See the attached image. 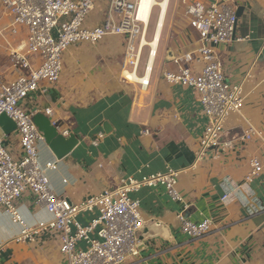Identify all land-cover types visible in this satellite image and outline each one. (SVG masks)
I'll list each match as a JSON object with an SVG mask.
<instances>
[{
    "label": "crops",
    "instance_id": "crops-1",
    "mask_svg": "<svg viewBox=\"0 0 264 264\" xmlns=\"http://www.w3.org/2000/svg\"><path fill=\"white\" fill-rule=\"evenodd\" d=\"M191 1L207 5L228 2L240 13L236 36L244 40L217 46L226 81L242 84L245 95L242 111L231 115L225 124V139L233 142L227 151H211L197 161L199 141L208 121L199 95L191 87L169 84L164 77L166 71L176 68L167 59L169 51L175 58L200 46L199 34L190 25L175 46L171 47L169 41L161 72L153 79L158 49L147 88L115 83L113 90L93 95L89 87L96 80L103 83V77L79 65L80 72L77 65L82 59H64L61 79L55 84L42 83L22 105L29 110L40 109L39 113L49 119L44 110L53 109V116L70 129L66 137L78 140L66 155L52 148L45 138L38 142L42 165L57 164L56 169H47L54 191L74 203L114 188L130 176L141 178L169 168L180 171L178 190L183 201L173 200L162 185L143 187L131 194L141 202L145 228L139 239V255L126 264H264V209L254 214L247 211L250 204L264 207V170L250 190L239 196L236 193L237 199H222L243 184L252 157L264 158V0ZM12 19L8 12L1 11L0 73L6 80L19 75L11 63L10 48L28 35L21 25L11 32L8 27ZM166 23L167 17L160 43ZM171 30L168 24L169 37ZM251 126L262 134L241 140ZM146 128L151 134L142 133ZM101 132L105 137L95 145L93 140ZM0 139L15 159L22 157L18 132L6 136L0 129ZM17 207L30 227L52 219L31 192L17 201ZM180 214L193 222L211 219L213 230L204 237L192 238L184 233ZM97 215L98 211L82 212L77 219L88 225ZM22 229L6 209L0 210V264H69L60 250L58 230H44L35 241L23 242L18 240ZM80 246L86 244L81 242Z\"/></svg>",
    "mask_w": 264,
    "mask_h": 264
},
{
    "label": "built area",
    "instance_id": "built-area-1",
    "mask_svg": "<svg viewBox=\"0 0 264 264\" xmlns=\"http://www.w3.org/2000/svg\"><path fill=\"white\" fill-rule=\"evenodd\" d=\"M182 1L189 25L199 34L200 46L175 57L172 61L176 68L166 71L164 77L169 84L191 87L199 95L208 118L196 153L197 161H201L211 151L224 152L233 146L231 140L225 139V124L231 115L242 111L245 95L242 84L226 81L217 46L244 38L236 36L239 18L232 4ZM156 8L159 12V7ZM1 11L8 12L13 18L8 27L11 32L15 33L16 26L21 25L27 28L28 35L20 44L10 48L11 63L18 71V77L6 80L0 73V116L6 114L16 123L22 149V157L15 159L4 140L0 139V210L6 209L13 221L22 225L19 241H35L44 230H58L60 250L69 264H126L130 258L139 255L138 232L145 223L141 202L131 194L143 187L162 185L173 200L183 201L178 190L180 171L169 168L141 178L130 176L114 188L74 203L57 194L52 187L47 169H56L57 164L48 163L44 167L41 163L38 142L44 139V135L34 120L41 110H29L22 102L38 91L42 83L55 84L61 79L64 55L73 45H96L109 36L126 40L122 71L124 79L130 82L134 81L125 72L139 74L144 50L148 47L147 60L140 75L146 77L148 59L153 50L150 45L143 46V40L148 36L152 16L148 22L143 19L139 0H0V15ZM2 32L0 27V34ZM136 83L147 88L150 77ZM44 113L59 132L70 135V129L53 116V109L46 108ZM142 133L151 134V130L146 128ZM261 134L251 126L240 139L247 141ZM104 137L103 132L99 133L93 143L98 145ZM263 170L264 158L252 157L243 184L227 192L222 199L232 201L238 198L237 194L250 190ZM26 192H31L36 202L46 207L52 215L50 221L36 227L27 225L17 207V201ZM263 209L260 204L247 207L250 214ZM92 211H98V215L88 225L77 219L80 213ZM179 219L184 233L192 238L204 237L213 230L211 219L193 222L184 214H180ZM81 242L86 247L80 246ZM2 249L0 245V257Z\"/></svg>",
    "mask_w": 264,
    "mask_h": 264
},
{
    "label": "rangeland",
    "instance_id": "rangeland-1",
    "mask_svg": "<svg viewBox=\"0 0 264 264\" xmlns=\"http://www.w3.org/2000/svg\"><path fill=\"white\" fill-rule=\"evenodd\" d=\"M149 1L150 0L140 1L143 17L146 16ZM168 12L169 14L167 16V23L165 25L166 27L163 32V37L159 46V54L154 69L153 79L157 77L161 72L162 59L165 55V50L168 46L169 41L171 47L175 46V41H177L178 37L182 34V32H184V28L189 27L188 18L186 16V7L183 4L182 0H171ZM157 14L158 8L154 10L151 18V22L149 25L150 27L147 34L148 40H151L153 38L154 29L158 19ZM168 24L172 25L170 37L167 33ZM148 50V47H146L144 50L143 62L139 75L143 73L144 64L148 56ZM125 53L126 40L120 36H109L101 42L97 43L96 45L90 43H79L73 45L65 53L64 59H82L79 60V63L77 65V67H79L80 72H82L81 67H83L85 71H90L92 75L96 74V76L101 75L103 77V83H101V80H96L94 82V85L89 87L91 89L90 91H92L91 93L93 94L95 92L97 93L100 91H111L115 88V83H117V85H127L128 87H136V85H138V83L136 82H130L124 79L122 70L125 62ZM68 70H70L69 67ZM128 77L131 79L130 76ZM131 81L133 80L131 79Z\"/></svg>",
    "mask_w": 264,
    "mask_h": 264
},
{
    "label": "water",
    "instance_id": "water-1",
    "mask_svg": "<svg viewBox=\"0 0 264 264\" xmlns=\"http://www.w3.org/2000/svg\"><path fill=\"white\" fill-rule=\"evenodd\" d=\"M237 15L239 16L240 13H238ZM167 59L169 60L174 59L173 51L168 52ZM34 120L36 124L38 125L40 131L43 133L44 138L51 145V147L56 150H60L61 152H63V154L66 155L68 152H70L73 146L78 142V140L75 137L67 138L66 136L59 134L56 127H54L51 124L50 119L44 114L42 113L36 114L34 116ZM0 129L3 135H6V136L14 132L15 133L18 132L16 123L6 114H2L0 116ZM144 228H145V225L138 232V239H140L141 233L144 230Z\"/></svg>",
    "mask_w": 264,
    "mask_h": 264
},
{
    "label": "bare ground",
    "instance_id": "bare-ground-1",
    "mask_svg": "<svg viewBox=\"0 0 264 264\" xmlns=\"http://www.w3.org/2000/svg\"><path fill=\"white\" fill-rule=\"evenodd\" d=\"M140 1L141 0H139V4H140ZM170 2H171V0H161V1L150 0L149 1V5H148V10L146 12V16L145 17H143V13H142V10H141V16L147 22L149 21V19L151 18L152 14H153V12H152L153 9L155 10L156 7H159L160 12H158L159 19H158V21L156 23V26H155V29H154L153 38L151 40H148L147 36H146L144 38V40H143V46L150 45L152 50H153L152 54L150 55V57L148 59L149 70L147 72V76L146 77H142L137 72H135V73L126 72V74L128 76H130L131 79L134 82H141V81L149 79V77H150V73H151L150 70H151V67H152V65L154 63V59L156 58L157 51L159 49L160 37H161V34H162L163 24H164L165 18L168 15V8H169ZM140 9H141V6H140Z\"/></svg>",
    "mask_w": 264,
    "mask_h": 264
}]
</instances>
